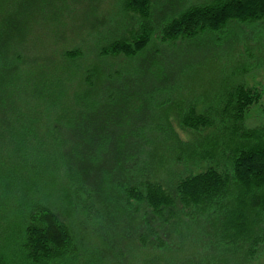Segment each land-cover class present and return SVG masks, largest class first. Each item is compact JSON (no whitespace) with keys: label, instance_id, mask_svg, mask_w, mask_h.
Returning a JSON list of instances; mask_svg holds the SVG:
<instances>
[{"label":"trees","instance_id":"trees-1","mask_svg":"<svg viewBox=\"0 0 264 264\" xmlns=\"http://www.w3.org/2000/svg\"><path fill=\"white\" fill-rule=\"evenodd\" d=\"M123 11L133 20L128 36L102 48L95 56L97 65L87 67L82 74L68 72L87 56L79 58L78 51H66L60 57L65 75L60 71L54 86L55 99L37 98L35 104L29 105V112L11 107V117L15 118L12 131L21 128L29 132L41 124L45 128V120L51 115L61 130L79 131L86 127L82 118L88 113L89 103L92 101L99 108L104 98L105 76L99 71L98 62L136 58L149 49L155 37L150 21L152 0H125ZM4 17L7 12L0 8V18ZM263 22L264 0H208L188 5L161 27L160 35L164 43L192 41L201 36L212 39V34L226 33L231 25ZM12 61L22 64L19 54ZM46 99L54 106L52 114L44 106ZM262 100L260 90L239 84L219 93L214 105L204 102L202 111L192 102H179L182 107L173 105L175 109L180 107L181 112L173 109L163 114L161 122L149 124L148 133L138 135L142 158L134 171L120 170L121 178L115 182L102 165L78 154L77 148L83 151L88 138L75 141L71 136L60 135L42 137L38 142V137L33 136L35 145L22 146V153L20 148L14 149L11 163L4 169L6 179L0 181V195L6 194L10 201L5 206V220L0 223V237L6 230L10 248L7 262L105 264L107 250L101 243L89 248L81 243L80 238H86L84 225L96 234L95 230L110 219L134 216L138 229L131 236L136 241L139 234L140 247L118 250L113 258L116 261L108 264H125L126 256L131 259L129 264H180L177 250L162 237V226L170 224L199 228V238L206 230L215 249L243 254L247 251L254 257L264 245V130L248 128L247 121L251 110L260 106ZM83 109L86 114H80ZM27 112L29 125L24 122ZM170 115L177 118L189 136L187 141L173 129ZM68 143L65 152L60 147ZM179 164L189 170L183 176L174 170L173 166ZM89 170L94 171L93 175ZM106 198L110 206L105 203ZM187 250L191 255L186 256L185 263L199 264V246ZM154 251L167 254L164 262L149 263L144 258ZM211 258L216 261V257Z\"/></svg>","mask_w":264,"mask_h":264},{"label":"rangeland","instance_id":"rangeland-1","mask_svg":"<svg viewBox=\"0 0 264 264\" xmlns=\"http://www.w3.org/2000/svg\"><path fill=\"white\" fill-rule=\"evenodd\" d=\"M205 1L208 0H152L150 21L156 31L152 44L136 58H108L98 62V69L105 76L104 98L99 108L91 101L87 114L84 109L80 111L86 114L82 118L86 125L83 130H61L51 115L45 120V128L41 124L38 129L25 132L21 128L11 130L12 120L15 121L11 107H16L17 111L27 110L37 98L45 96L53 101L60 71L65 75L60 57L66 51H78L79 58L86 55L85 60L76 59L78 66L68 69V75L71 72L82 74V70L95 66V56L102 48L128 36L133 20L123 11L125 0H0V8L7 12L5 19L0 18V181L6 179L4 169L10 165V155L15 148H20L19 153H22L28 144L37 143L33 136L40 142L42 137L60 135L71 136L75 141L88 138L83 151L77 148L78 154L102 165L111 174L112 182L119 181L120 170L134 171L136 163L140 162L138 135L148 133L149 124L161 122L163 114L175 109L172 106L179 102L181 105L192 102L202 111L204 102L214 105L219 93L239 84L262 92L263 100L249 113L247 127L264 130V22L253 26L231 25L226 33L212 34V39L201 36L192 41H161L162 26L188 5ZM18 54L22 58L20 66L12 61ZM108 96L114 97L109 99ZM166 103L168 106H160ZM44 106L51 114L54 112L53 104L47 99ZM28 112L24 120L27 125L31 124ZM169 119L175 132L187 141L189 136L177 118L170 115ZM54 126L51 131L45 130ZM69 146L68 143L60 148L66 152ZM34 160L39 162L40 158L34 157ZM173 167L181 176L189 171L181 164ZM89 172L93 175L94 171ZM105 203L110 206L107 198ZM6 205H10L9 196L0 195V223L7 215ZM109 208L106 206L107 210ZM136 221L135 216L124 220L113 218L96 229V234L84 225L82 232L86 238H79L84 248L101 243L107 250L103 258L105 264L112 263L116 261L113 258L118 250L125 252L127 246L140 247L139 234L136 241L131 236L138 229ZM162 227H165L162 237L177 250L180 264H186V256L191 255L187 249L198 246L199 264L212 262L211 257H216L211 264H264V245L251 257L247 251L243 254L215 249L206 230L199 238V228L173 224ZM89 241L92 245L88 246ZM9 252L4 230L0 237V264H9L6 260ZM166 257V253L154 251L144 258L152 263L164 262ZM129 260L126 256L123 261L129 264Z\"/></svg>","mask_w":264,"mask_h":264}]
</instances>
